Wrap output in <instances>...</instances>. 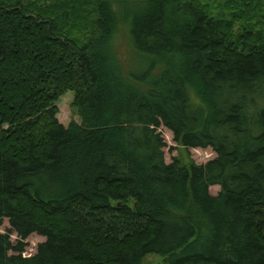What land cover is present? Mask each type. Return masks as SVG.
Returning a JSON list of instances; mask_svg holds the SVG:
<instances>
[{
  "label": "trees",
  "instance_id": "16d2710c",
  "mask_svg": "<svg viewBox=\"0 0 264 264\" xmlns=\"http://www.w3.org/2000/svg\"><path fill=\"white\" fill-rule=\"evenodd\" d=\"M161 127L215 157L166 163ZM4 220L0 264H264V0H0Z\"/></svg>",
  "mask_w": 264,
  "mask_h": 264
},
{
  "label": "rangeland",
  "instance_id": "374dc122",
  "mask_svg": "<svg viewBox=\"0 0 264 264\" xmlns=\"http://www.w3.org/2000/svg\"><path fill=\"white\" fill-rule=\"evenodd\" d=\"M202 3H206L208 7L212 9H218L221 0H200ZM112 50L125 74V77L131 73H137L143 71L150 64H153L154 70L152 75H157L161 66L157 64V61L138 54L132 47L131 40L129 37V28L126 25H120L112 40ZM145 71V70H144ZM192 101L198 106V100L195 99L191 93ZM73 93L67 92L59 98L56 102L58 109L57 120L58 122L67 127L69 124L80 123V118L77 112L72 106ZM193 103V104H194ZM158 132L161 133L166 147L164 151V159L166 163H170L173 158L180 161L182 164H196L204 165L206 162L212 160L215 154L210 149H184L181 146L173 142L172 134L165 128L161 127ZM211 195L215 196L219 192L218 186H212L209 188ZM9 225L7 220H4L0 225V233H7ZM17 237L15 234L10 235V241L15 244ZM44 238L38 235L32 234L26 240V248L23 253L24 256H30L35 254L36 247L39 243L43 242ZM13 254V253H10ZM160 258L154 255L147 256L142 264H160Z\"/></svg>",
  "mask_w": 264,
  "mask_h": 264
}]
</instances>
